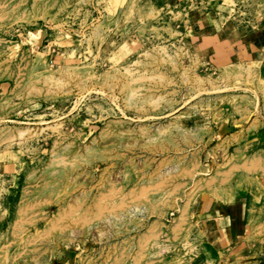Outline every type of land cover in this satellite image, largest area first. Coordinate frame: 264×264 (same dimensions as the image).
<instances>
[{"label":"rangeland","instance_id":"374dc122","mask_svg":"<svg viewBox=\"0 0 264 264\" xmlns=\"http://www.w3.org/2000/svg\"><path fill=\"white\" fill-rule=\"evenodd\" d=\"M263 15L0 0V264H264V40L222 58L197 35Z\"/></svg>","mask_w":264,"mask_h":264},{"label":"crops","instance_id":"0c3cea01","mask_svg":"<svg viewBox=\"0 0 264 264\" xmlns=\"http://www.w3.org/2000/svg\"><path fill=\"white\" fill-rule=\"evenodd\" d=\"M260 26L261 32L256 33L255 36L248 41L241 40V38L236 35V30L233 29L234 24L231 22L224 23L226 29L223 31H213L210 29V25H207L206 22H202L201 28L197 31V35L200 37L198 39L199 43L203 44V48H207L212 50V53L215 56L225 58L231 56V48L234 47L239 48V52L243 51L244 48L246 53H251L254 49L259 48L260 44H262V40H264V15L261 17L260 22L258 23ZM240 44V45H239ZM241 46V48H240ZM218 53V54H217ZM234 222L240 220V217L237 215L236 210L231 212V217L228 218Z\"/></svg>","mask_w":264,"mask_h":264}]
</instances>
